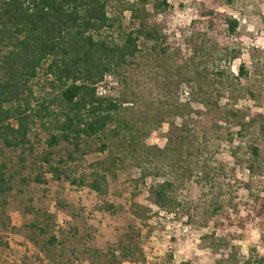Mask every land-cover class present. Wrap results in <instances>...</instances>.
Segmentation results:
<instances>
[{"label": "rangeland", "instance_id": "374dc122", "mask_svg": "<svg viewBox=\"0 0 264 264\" xmlns=\"http://www.w3.org/2000/svg\"><path fill=\"white\" fill-rule=\"evenodd\" d=\"M227 18L236 21L235 31L227 28ZM154 21L170 47L179 49L172 56L182 58L185 67L178 75L168 68L167 56L150 57V66L132 75L143 84L130 87L137 88L138 99L128 98L121 107L123 117L140 130L154 126L135 145V157L145 154L143 146L161 150L147 171L173 185L178 207L171 213L148 202L150 179L140 180L142 169L123 147L115 143L102 150L105 140H86L82 155L68 162L60 177L43 164L33 176L38 173L45 183L30 182L8 199L0 263L4 257L18 262L23 254L39 253L44 264H264V135L259 127L264 124V0H167ZM121 24L125 31L137 27L127 12ZM190 72L199 74L206 99L192 95ZM102 85L105 95L118 96L116 79L107 77ZM175 99L192 102L185 124L164 104ZM156 111L163 114L158 127ZM34 131V155L43 156L52 150L45 142L48 135L39 125ZM65 153L55 148L52 163ZM114 157L122 162L107 172L101 193L92 190L93 171L108 167ZM184 216L189 231L181 234ZM50 234L58 239L54 247L46 243ZM123 247L131 259L122 257Z\"/></svg>", "mask_w": 264, "mask_h": 264}, {"label": "trees", "instance_id": "16d2710c", "mask_svg": "<svg viewBox=\"0 0 264 264\" xmlns=\"http://www.w3.org/2000/svg\"><path fill=\"white\" fill-rule=\"evenodd\" d=\"M166 7L167 0H135L126 4L120 0H0V229L6 227L4 209L13 192L22 194L30 182L45 183L38 173L33 176V169L44 164L50 173L60 177L65 173L63 167L82 155V143L90 139L105 140L102 150L116 143L128 151L129 157L133 155L131 158L142 169L140 180L150 179V204L171 213L178 207L173 185L156 180L147 171L157 158L154 153L161 154V150L143 146L145 154L141 155V151L135 157V145L154 126L144 125L140 130L123 117L121 107L128 98L138 99L140 93L136 90L143 84L132 75L144 71L143 65L149 67L150 57L167 56L172 63L168 68L178 75L185 67L182 58L173 57L179 49L170 47L167 35L154 21ZM124 12L137 22L130 31L121 24ZM225 23L231 32L235 31V20L227 18ZM244 71L241 64L240 76L245 75ZM198 75L190 72L187 83L192 84L191 90L196 88L192 95L195 92L204 100L207 93ZM107 77L118 82L120 92L116 98L97 95V84ZM131 85L137 87L135 91ZM162 85L166 87L165 82ZM191 103L182 104L177 99L164 102L173 109L171 115L180 117L184 124L191 115ZM162 115L160 111L153 115L157 127ZM36 125L48 135L45 142L52 149L39 157L34 155L38 143ZM259 127L264 135L262 122ZM57 147L66 155L53 164ZM252 153L257 157L258 150L253 148ZM118 161L114 157L108 167L94 170L89 187L101 193L107 172L116 168ZM39 231L46 234L44 229ZM57 242L54 234L46 241L51 247ZM131 254L128 247L122 248L124 259H131ZM42 259L39 253L23 254L18 262L4 257L0 264H44Z\"/></svg>", "mask_w": 264, "mask_h": 264}, {"label": "built area", "instance_id": "2783aa9c", "mask_svg": "<svg viewBox=\"0 0 264 264\" xmlns=\"http://www.w3.org/2000/svg\"><path fill=\"white\" fill-rule=\"evenodd\" d=\"M103 81L96 86L97 95L103 96L105 95L106 91L104 90V86L102 85ZM189 231V224H188V217L184 216L182 218V222L180 225V232L181 234H186Z\"/></svg>", "mask_w": 264, "mask_h": 264}]
</instances>
